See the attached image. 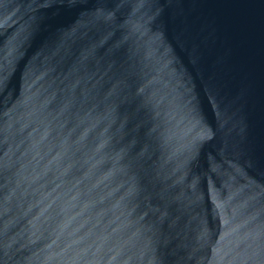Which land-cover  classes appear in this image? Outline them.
I'll return each mask as SVG.
<instances>
[{
  "label": "water",
  "instance_id": "water-1",
  "mask_svg": "<svg viewBox=\"0 0 264 264\" xmlns=\"http://www.w3.org/2000/svg\"><path fill=\"white\" fill-rule=\"evenodd\" d=\"M0 264H264V0H0Z\"/></svg>",
  "mask_w": 264,
  "mask_h": 264
}]
</instances>
